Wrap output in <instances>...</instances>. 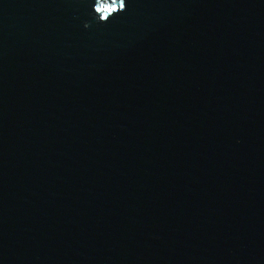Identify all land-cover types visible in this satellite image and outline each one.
Here are the masks:
<instances>
[{
	"label": "water",
	"instance_id": "1",
	"mask_svg": "<svg viewBox=\"0 0 264 264\" xmlns=\"http://www.w3.org/2000/svg\"><path fill=\"white\" fill-rule=\"evenodd\" d=\"M112 4L0 0V264H264V0Z\"/></svg>",
	"mask_w": 264,
	"mask_h": 264
},
{
	"label": "clouds",
	"instance_id": "2",
	"mask_svg": "<svg viewBox=\"0 0 264 264\" xmlns=\"http://www.w3.org/2000/svg\"><path fill=\"white\" fill-rule=\"evenodd\" d=\"M125 5L127 7V0H119V4H118V8H117L116 0H113V4L108 7V9L105 12L104 16H102L100 18V21H106L107 18H108V15L111 14L112 12H118V11H124V10H126ZM97 10H100V8H98Z\"/></svg>",
	"mask_w": 264,
	"mask_h": 264
},
{
	"label": "snow or ice",
	"instance_id": "3",
	"mask_svg": "<svg viewBox=\"0 0 264 264\" xmlns=\"http://www.w3.org/2000/svg\"><path fill=\"white\" fill-rule=\"evenodd\" d=\"M125 7H126V5H125ZM108 18H109V17H108ZM108 18H107V19H108Z\"/></svg>",
	"mask_w": 264,
	"mask_h": 264
}]
</instances>
